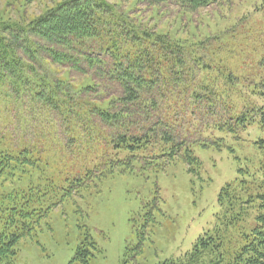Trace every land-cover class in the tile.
Wrapping results in <instances>:
<instances>
[{"label":"trees","instance_id":"obj_1","mask_svg":"<svg viewBox=\"0 0 264 264\" xmlns=\"http://www.w3.org/2000/svg\"><path fill=\"white\" fill-rule=\"evenodd\" d=\"M129 1L61 0L29 20L0 19V102L12 121L19 99L36 111L22 133L0 130V173L18 181L37 172L35 184L0 194V264H16L19 244L35 239L63 201L135 164L153 171L182 163L196 176V148L220 151L227 136L244 142L252 126L258 162L223 185L212 229L161 264H264V180L255 175L264 171V48L235 36L245 26L218 38L193 28L198 41L189 45L157 29L229 0H135L151 8L149 18ZM39 51L64 72L35 78ZM96 254L87 236L69 264Z\"/></svg>","mask_w":264,"mask_h":264},{"label":"rangeland","instance_id":"obj_2","mask_svg":"<svg viewBox=\"0 0 264 264\" xmlns=\"http://www.w3.org/2000/svg\"><path fill=\"white\" fill-rule=\"evenodd\" d=\"M116 1L108 0L111 3ZM263 1L229 0L217 3L190 13L186 16L189 20L184 18L183 24L162 22L157 29L179 39V43L189 45L198 41L194 29H197L200 38L207 31H216L211 37L218 38L221 32H234L245 26L243 36H235L243 40L246 38L249 43L255 41L254 46L248 44L249 49L264 48ZM59 2L61 0H0V19L16 22L27 14L24 17L29 20ZM131 3L136 4L135 11H141L144 17L151 16L148 5L130 0L127 7ZM168 10L173 13L172 9ZM202 22H208L209 26L203 27ZM48 44L51 45L50 42ZM49 45L45 41L40 43L43 49ZM45 59V53L39 51L34 61L38 74L35 78L52 79L50 71L55 74L64 72L56 64L45 62ZM4 107L3 101L0 102L1 131L5 125L11 130L17 126L22 133L25 125L29 126L28 116L33 119L36 112L31 111L27 102L23 105V100L19 99L16 101L19 109L14 108L12 121L9 118L10 109L5 111ZM27 134L25 142L28 141ZM259 136L257 127L252 126L242 136L244 142H235L227 136L226 147L220 151L196 148L194 154L200 161L196 176L189 174L182 163L153 171H141L140 166L135 164L130 174H114L102 180L97 189L91 186L80 195L76 194L71 201H63L52 208L41 222L37 237L19 244L16 264H69L77 247L87 236L102 252V255L96 254L90 259L89 264H161L176 260L192 247L200 235L212 229L218 212L217 197L223 185L232 183L238 177L240 167L253 168L256 165L259 155L253 143ZM25 172L18 174L22 175L18 181L17 175L0 173V194L14 187L17 189L19 185L25 186L28 179H32L33 184L37 182L34 167ZM255 175L260 181L264 180V171Z\"/></svg>","mask_w":264,"mask_h":264}]
</instances>
